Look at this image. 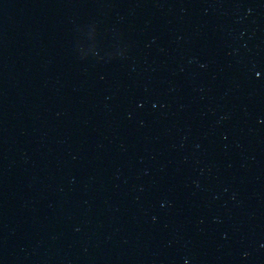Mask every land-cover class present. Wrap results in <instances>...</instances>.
<instances>
[{
  "label": "water",
  "instance_id": "95a60500",
  "mask_svg": "<svg viewBox=\"0 0 264 264\" xmlns=\"http://www.w3.org/2000/svg\"><path fill=\"white\" fill-rule=\"evenodd\" d=\"M0 264H264V0H0Z\"/></svg>",
  "mask_w": 264,
  "mask_h": 264
}]
</instances>
